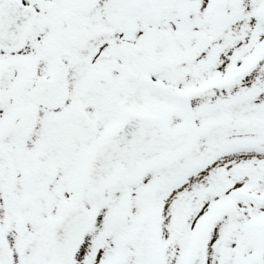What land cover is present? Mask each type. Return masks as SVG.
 <instances>
[{
	"label": "snow or ice",
	"instance_id": "6c2138e0",
	"mask_svg": "<svg viewBox=\"0 0 264 264\" xmlns=\"http://www.w3.org/2000/svg\"><path fill=\"white\" fill-rule=\"evenodd\" d=\"M0 264H264V0H0Z\"/></svg>",
	"mask_w": 264,
	"mask_h": 264
}]
</instances>
